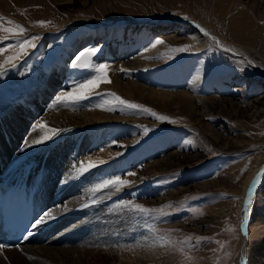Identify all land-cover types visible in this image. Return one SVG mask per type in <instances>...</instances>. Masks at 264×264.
Masks as SVG:
<instances>
[{
	"label": "rangeland",
	"instance_id": "obj_1",
	"mask_svg": "<svg viewBox=\"0 0 264 264\" xmlns=\"http://www.w3.org/2000/svg\"><path fill=\"white\" fill-rule=\"evenodd\" d=\"M4 2L0 27H14L7 23L11 20L26 31L19 37L0 31V49L38 39L15 61V67L7 65L0 74V110L26 102L42 106L39 115L61 109L102 111L107 122L66 129L62 141H71L70 155L86 161L111 147L114 156L96 167L102 182L116 177L131 182L113 199L122 206L121 212L129 210L128 232L141 238H135L137 244L120 243L117 252H136L139 259L123 260L108 252L111 248L97 246L90 236L85 250L93 251L92 258L74 264H118L119 259V264H241L242 258L247 264H260L264 56L258 46L240 40L238 28L249 17L264 21V0ZM41 21L46 23L41 26ZM157 40L163 43L156 44ZM179 48L187 50L174 51ZM96 49L86 57V64L72 66L81 52ZM17 51L0 53V63ZM101 64L109 66L110 83H99L86 99L57 101L97 76ZM55 74L59 82L52 96L39 99ZM112 93L168 119L118 105ZM23 114L34 117L31 112ZM176 157L183 166L170 168L176 166ZM164 159L169 162L167 169L149 172ZM135 205L150 211L136 210ZM53 263L45 258L42 262ZM57 263L68 261L58 254Z\"/></svg>",
	"mask_w": 264,
	"mask_h": 264
},
{
	"label": "bare ground",
	"instance_id": "obj_2",
	"mask_svg": "<svg viewBox=\"0 0 264 264\" xmlns=\"http://www.w3.org/2000/svg\"><path fill=\"white\" fill-rule=\"evenodd\" d=\"M5 3L4 0H0V5ZM244 22L238 28L242 34L240 40L245 43H252L255 47L258 46L263 51L264 56V40L262 39L264 38V21L259 20L257 17H249ZM119 66L123 65L119 64ZM57 81L59 82V77L55 74L54 79L48 85L49 88L42 92V97L39 99L44 101L49 99L57 88L55 87ZM262 106H264V102ZM39 107L42 106L37 104V106L32 107L31 104L21 102L11 109L0 110V178L13 176L18 183L27 181L39 192L42 197L41 201L46 208L45 217L43 216L45 222L39 223L41 227L38 226L39 229L35 231L36 238L24 241L18 247L0 249V264H42L44 258L52 260L53 264H58V254L66 257L67 264H74V261L83 263V259L86 263L92 258H89V256L93 252L85 250L87 247L86 242L90 236H94L93 241L97 246L103 245L105 248H111V251H108L111 254L123 260L137 261L139 253L121 254L117 252L120 243L130 244L133 242L137 244V238H141V234L129 233L130 227H125L126 222H129L131 217H127L129 210L121 212L122 206L120 203L118 204V200L113 199L116 198L119 192L117 189H109L110 187L108 191L105 188L100 191L95 190L102 183L100 171L96 167L91 168L83 175H77L74 166L78 167L80 162L87 163L89 160H80L74 157L73 154L70 155L72 142L67 141L64 143L62 141L64 139L62 135H66V129H83L97 126L107 122L108 117L102 111L95 110L96 108L72 112L68 109H61L50 114L44 112L45 114L39 115L37 112ZM24 112L34 113V117L27 116L23 114ZM38 117L40 118L36 122ZM34 122H36V125ZM44 123L47 127H40ZM49 128L59 129L60 131L43 143H35V141L49 134ZM92 155L90 160L98 164L101 160L111 159L114 156V151L109 147L105 151ZM175 159L178 161L176 166H171V164L170 168L183 166L181 158L176 157ZM165 160L154 163L149 172L157 173L165 167L167 169L166 165L169 162ZM251 175L244 183V190L251 181ZM209 185L212 184H206V186ZM213 185L219 186L221 184L213 183ZM119 190H122V188ZM64 199L69 200L64 203ZM89 209H92L93 213H89ZM49 212L53 213L54 218L46 216ZM123 216L125 217L123 218ZM76 220L79 222H75ZM130 224L132 223L130 222ZM69 225L70 227L60 232L58 237L53 236L61 228ZM143 236L146 235L143 234ZM48 237L53 238L45 244ZM30 244H37L38 246L33 248L30 247ZM72 244L77 247L70 248ZM97 255H100V253H97ZM260 255V264H264V246ZM244 261V258H242L241 264H244ZM119 262L120 259L118 264Z\"/></svg>",
	"mask_w": 264,
	"mask_h": 264
},
{
	"label": "snow or ice",
	"instance_id": "obj_3",
	"mask_svg": "<svg viewBox=\"0 0 264 264\" xmlns=\"http://www.w3.org/2000/svg\"><path fill=\"white\" fill-rule=\"evenodd\" d=\"M2 20H3V18L0 17V21H2ZM7 23L9 25H14V27H0V31L9 33V35L12 37H19L26 31V29L22 25H18L14 21L8 20ZM39 23L41 26H43L46 22L41 21ZM36 39H38V37L20 40L17 44L10 45L9 48L0 49V53L7 52L10 49H18L19 50L14 55L7 57L3 63H0V74H3V72L6 70L7 65H11L12 67H15L16 66L15 61L18 60L19 58H21L23 55H26L28 52V49L34 48L36 46L35 45ZM162 43H163V41H161V40L156 41V44H162ZM153 46L155 47L156 45H153ZM186 50H187L186 48L174 49V51H186ZM96 51H98V49L90 50L89 52H81L73 61L72 66L73 67H80L81 61H84V63L86 64V62H87L86 57L94 55ZM108 67L109 66L107 64L99 65L96 69V71L98 73L97 76H95L93 79H90L84 83H81V84L75 86L74 89L72 90V92H68V93H65L61 96H58L57 101L58 102L69 101V100L79 101V100L86 99L88 97V95L99 85V83H101V82L110 83L111 82L109 80L108 74H107ZM122 71H125V70L122 69ZM110 95L114 98V103H116L118 105L125 106L129 109H137V110H142V111L148 112L149 114L156 116L160 120L168 119V117L159 116L157 113L152 112L151 109L144 108L142 105L124 100L121 97L117 96L115 93H112ZM106 103H109V102L106 101ZM108 110H112V109L109 108ZM40 127L46 128L47 125H46V123H44V124H41ZM59 131H60L59 129L49 128L48 129L49 134L45 135L40 140L35 141V143H37V144L43 143L45 140L51 139L52 135L57 134ZM99 163L102 164V163H104V161L101 160V161H99ZM97 166H98L97 162L89 160L87 163L80 162L78 167L74 166V169H75V172L77 175H83L85 172H87L91 168H94ZM129 175H135V173H129ZM130 183L131 182L129 180L121 179L120 177H116L115 179H109V180L103 181L102 183H100L96 187L95 190L100 191L104 188L114 187L117 189V191H119V189L121 187L127 186ZM126 203H128V202H126ZM134 207L136 210H139V211H143V212H149L150 211L149 209L144 208L142 205H135ZM46 216L48 218H54L53 213H51V212L47 213ZM44 222H45L44 217H41L40 220L38 221V223H44ZM29 234H31V233H29ZM245 235H248L247 231H245ZM5 247H7V246L0 244V249H4ZM244 264H247V260L244 261Z\"/></svg>",
	"mask_w": 264,
	"mask_h": 264
}]
</instances>
